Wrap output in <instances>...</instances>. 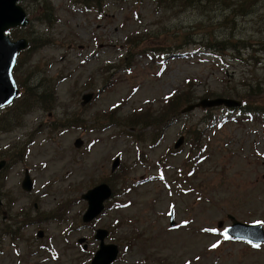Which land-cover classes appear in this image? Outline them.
Wrapping results in <instances>:
<instances>
[{
  "label": "rangeland",
  "instance_id": "rangeland-1",
  "mask_svg": "<svg viewBox=\"0 0 264 264\" xmlns=\"http://www.w3.org/2000/svg\"><path fill=\"white\" fill-rule=\"evenodd\" d=\"M38 1L20 5L31 19L26 27L44 31ZM51 3L57 20L47 26L49 43L24 54L15 75L33 89L54 78L56 103L0 131L1 221L12 232L0 234V264H86L98 246L94 229L109 226L106 242L119 247L113 264H264V244L253 249L225 239L216 225L230 224L231 214L264 227V0H193L185 9L155 0ZM216 41L235 43L239 53L204 47ZM183 91L193 101L243 96L260 108L245 109L252 116L196 108L149 123ZM85 93L93 98L81 105ZM75 115L81 126L52 127ZM194 129L198 147L191 144ZM181 134L185 141L174 150ZM25 168L31 192L20 187ZM102 181L115 192L108 210L85 226L80 194Z\"/></svg>",
  "mask_w": 264,
  "mask_h": 264
},
{
  "label": "water",
  "instance_id": "water-1",
  "mask_svg": "<svg viewBox=\"0 0 264 264\" xmlns=\"http://www.w3.org/2000/svg\"><path fill=\"white\" fill-rule=\"evenodd\" d=\"M19 1L20 0H0V108L9 104L19 92L16 80L13 76V68L15 66L18 53L24 50L29 44V41L26 38L21 37L18 39H11L10 35L7 33L9 29L26 26L30 21L27 16V12L19 4ZM91 97L92 93L83 94L82 104L87 103ZM220 105L235 107L239 105V102L223 97L203 98L196 103L187 105L181 110V112H187L198 107L206 108ZM182 139L183 137L178 139L175 143V147L179 146ZM81 145L82 140L80 138L75 139L74 146L79 147ZM118 163L119 158L117 157L112 163V171L116 168ZM4 164L5 161H0V169L4 166ZM21 187L25 191H31L33 187L28 170H25L24 172ZM110 195L111 188L106 183H100L83 193L81 197L87 200L88 206L82 216V220L84 222H89L95 218L103 209L104 200L109 198ZM1 203L0 199V204ZM170 224L173 225V221H171ZM249 228L248 226L234 221V225L229 228V232L239 237H248L256 241L264 239L263 236L258 238L251 235ZM107 233L108 232L105 229L99 228L96 230L94 237L100 241L99 249L95 253L90 264H109L115 259L117 255V246L115 244L104 243V238ZM37 235L42 236V231H39ZM84 240V238H80L79 242H83ZM84 247H87V245L84 244Z\"/></svg>",
  "mask_w": 264,
  "mask_h": 264
},
{
  "label": "trees",
  "instance_id": "trees-1",
  "mask_svg": "<svg viewBox=\"0 0 264 264\" xmlns=\"http://www.w3.org/2000/svg\"><path fill=\"white\" fill-rule=\"evenodd\" d=\"M91 1L99 2V0H80L79 2H81L84 5H87ZM155 1L157 2L158 6L163 5V7H165V9H170V8L172 9V7H170V6H173V5H175L176 7H179L180 9H185L189 4H191V2L193 0H155ZM160 2H163V4H159ZM37 6H39L41 8V10L39 11L40 14H39L38 18L43 23L42 25H43L44 31L34 30V29L29 30V27L16 28V29H12L10 31V36L12 38H17L18 36H20L21 32H25V33L29 34L28 40H30L29 48L22 52L20 58L17 61L16 66L14 67L13 73H14L15 78H16V75H15L16 71H18L17 66L19 64V60L29 50L33 49L36 44H38V45L44 44V42L49 43L50 39H48V38H50V34H49L50 29H48L47 26H49V27L53 26L54 22L57 20V17L55 14L56 11H55L54 5L51 3V0H39ZM99 11H100V8H99ZM263 28H264V26H263ZM46 36H47V38H46ZM184 36H189V34L184 35ZM210 40H211V38H210ZM129 41H132L133 43H135L133 38H129ZM227 42H233V41H227ZM210 43L212 45H208L209 47L208 46H205V47H207V48L211 47L212 48V46H215L214 48H216L218 50H222V51H224L225 48H229L231 51H236V53H239L238 49H237V45L235 43H231L234 45H228V44H225L223 42H218V41H216L214 43H212V42H210ZM229 55L234 57V58L237 57L236 55H234L233 52ZM43 82L46 84L42 85L39 88L33 89L30 86L28 87L26 85V80L22 81V82H19V80L17 81V83L20 87V93L13 100L12 103H10L9 105H7L6 107L3 108V113L0 114V131L8 130V129L16 126L15 123L22 122L25 115L28 114L29 112L35 110V109H41L43 111H48V112L53 110V106L56 103V96L54 95V92H55V90H54V83H55L54 78H51L50 76H46ZM249 92H254V94L257 93L253 89H251ZM205 95L206 96H204V97H210L209 94H205ZM249 96L253 97L251 95H249ZM238 98L243 100V103L241 105L242 110H245V109L258 110L260 108L259 106L254 104L253 101H247L246 98L243 96H239ZM256 98L257 97H254V100ZM193 100H194L193 96L189 95L187 93V91H183L178 95H173V96L169 97L168 103L166 104L165 108L161 111L160 115L157 117H154V121H150L149 123L152 122L158 126L159 123H162V121L164 119L170 118L171 116H174L173 114H175V113H176V115L180 114L179 113L180 107H183L184 105H186L190 102L191 103L194 102ZM186 102H188V103H186ZM246 112H249V111H246ZM250 112H252V111H250ZM144 114L145 113H143V114L137 113L134 115V117H143V118L149 117V113H146L145 115ZM55 122H57V123L52 124V127H55V128L56 127H70V126L71 127H78V126H81V123H82L80 120V117L76 116V115L71 116V118H66V119L59 118ZM200 137H201L200 130L194 129L193 138L191 140L193 147L199 146ZM3 205L6 206V204H3ZM4 212H6L5 209H3L2 205H0V234L3 232L6 235H8L9 237H11L12 232L8 231V229H7L8 224L5 223V221H1V218L3 219V216H4ZM9 216L6 214L7 218H9ZM12 221H13L12 224H13V226L15 225L16 231H17L21 226L22 220H19L16 218Z\"/></svg>",
  "mask_w": 264,
  "mask_h": 264
},
{
  "label": "snow or ice",
  "instance_id": "snow-or-ice-1",
  "mask_svg": "<svg viewBox=\"0 0 264 264\" xmlns=\"http://www.w3.org/2000/svg\"><path fill=\"white\" fill-rule=\"evenodd\" d=\"M225 239H231V237L227 234V230H225ZM217 245H213V247H216ZM254 247H259L260 245L256 244V245H253Z\"/></svg>",
  "mask_w": 264,
  "mask_h": 264
}]
</instances>
